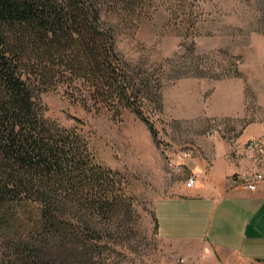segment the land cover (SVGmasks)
Masks as SVG:
<instances>
[{"label":"rangeland","instance_id":"1","mask_svg":"<svg viewBox=\"0 0 264 264\" xmlns=\"http://www.w3.org/2000/svg\"><path fill=\"white\" fill-rule=\"evenodd\" d=\"M97 1L156 135L130 110H83L62 90L41 96L44 117L84 135L127 199L111 220L87 217L101 240L82 264H186L192 245L159 236L157 204L183 199L195 190L189 177L224 161L264 182V160L256 167L244 152L264 130V0ZM28 213L20 211L24 224ZM3 237L0 263L9 256Z\"/></svg>","mask_w":264,"mask_h":264},{"label":"trees","instance_id":"2","mask_svg":"<svg viewBox=\"0 0 264 264\" xmlns=\"http://www.w3.org/2000/svg\"><path fill=\"white\" fill-rule=\"evenodd\" d=\"M61 90L83 110H130L156 135L97 0H0V264L88 262L101 239L87 217L128 207L85 136L44 117L41 96Z\"/></svg>","mask_w":264,"mask_h":264},{"label":"crops","instance_id":"3","mask_svg":"<svg viewBox=\"0 0 264 264\" xmlns=\"http://www.w3.org/2000/svg\"><path fill=\"white\" fill-rule=\"evenodd\" d=\"M253 173L224 161L183 199L158 203L159 236L192 245L182 252L186 264H264V182L252 192L243 187Z\"/></svg>","mask_w":264,"mask_h":264},{"label":"built area","instance_id":"4","mask_svg":"<svg viewBox=\"0 0 264 264\" xmlns=\"http://www.w3.org/2000/svg\"><path fill=\"white\" fill-rule=\"evenodd\" d=\"M245 155L254 163V166L258 167L264 160V130L261 135L255 139H251L245 146ZM263 180L262 174L256 170L250 179L243 180V187L247 191H255L257 184ZM196 178L191 176L186 181V188L192 189L195 187Z\"/></svg>","mask_w":264,"mask_h":264}]
</instances>
